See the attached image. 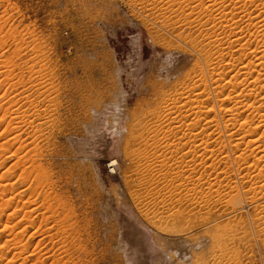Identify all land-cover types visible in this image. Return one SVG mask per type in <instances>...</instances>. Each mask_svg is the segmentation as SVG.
<instances>
[{
    "label": "rangeland",
    "instance_id": "rangeland-1",
    "mask_svg": "<svg viewBox=\"0 0 264 264\" xmlns=\"http://www.w3.org/2000/svg\"><path fill=\"white\" fill-rule=\"evenodd\" d=\"M188 1L0 0V97L16 100L41 131L44 166L31 175H48L41 183L23 164L14 171L16 190L6 200L22 209H10L18 216L8 229L9 214L0 215V264H264V200H250L264 167L252 164L258 152L239 157L246 144L235 147L211 71L221 64L217 39L227 47L232 25L244 42L264 45V6H247L249 19L191 0L189 28ZM233 53V61L252 57ZM256 93L246 104L264 106ZM194 94L198 102L182 114L196 107L201 116L164 118L165 106ZM255 116L245 112L237 124L250 120L248 128L264 135V127L253 129ZM32 132L25 131L29 143ZM12 143L0 177L24 155L6 159ZM237 198L243 210L232 205ZM63 208L75 216L57 225Z\"/></svg>",
    "mask_w": 264,
    "mask_h": 264
},
{
    "label": "bare ground",
    "instance_id": "bare-ground-1",
    "mask_svg": "<svg viewBox=\"0 0 264 264\" xmlns=\"http://www.w3.org/2000/svg\"><path fill=\"white\" fill-rule=\"evenodd\" d=\"M195 1V0H194ZM202 2H199L200 5H208L209 6V3H210V8L211 7H214V6H220L221 8H223V14H228L227 11L230 9L233 13H241V14H246V7L251 5V6H258V3H260L259 1H261L264 6V0H229L228 3H231V5H225L226 3V0H208V2H205V0H200ZM207 1V0H206ZM192 2L191 0L188 1V3L186 4V10H188V19L186 20V25L191 28V23H192V18L190 19L189 17L194 14L195 9L194 7H192ZM194 5V4H193ZM195 6V5H194ZM256 8V7H255ZM228 9V10H227ZM227 10V11H226ZM235 13V14H236ZM249 19L252 18L251 14H246ZM227 16V15H225ZM254 17V16H253ZM223 18V17H221ZM226 18V17H225ZM233 18V17H231ZM255 18V17H254ZM9 20V19H8ZM253 20V19H252ZM258 20V19H257ZM251 22V21H250ZM254 23V22H253ZM260 23V22H259ZM231 25V24H230ZM228 25V26H230ZM238 25V24H237ZM261 25V24H260ZM259 27H263V26H259L258 25V28ZM229 32L231 30V36H230V40H229V43L227 42L228 46L226 47L224 43H222V38L220 40L217 39V43H220L218 44L219 46L216 48V51H217V56H219L220 58V62L221 64L217 63L218 65H215L217 67H213L214 69L211 70L212 71V76H214L213 78L215 79L214 81V86L216 87V91H218L219 93V96H220V102H223V103H227V105L224 107V114L226 116V119H227V122H228V129L229 131H231L230 135L232 136V138H236L235 139V147L239 150L241 148V146L243 144H246V149L244 151H242V153L239 155V157L244 160V161H248V157H246V153H248L249 151L252 152V154H255V152H258L256 155H254L253 157V165L257 167H260L263 165L264 167V141H262V138H259L258 137H261L260 135L258 136V133L256 134V130H250V128H248V125L250 123V126H251V122L250 120H244L246 122H242L240 125L237 124L238 122V117H241L242 114H244L245 112H252L254 113L256 116H258V119L260 120V125L259 126H253V129L257 128L258 130L259 129H262L264 127V109L262 108V106L260 107H256L255 105H252L254 104L252 102L251 105H248L246 104L245 101H247L248 103L250 101H248V98H251V94L252 93H255V92H258V93H264V83H261L264 81V45L261 43V45H257L256 47H254L253 45H251L250 43L248 44L247 42H244L243 41V37H241V34L239 32V29L237 26L235 25H232L229 27ZM249 29V28H248ZM260 29V28H259ZM262 29V28H261ZM256 30V29H255ZM264 30V29H262ZM249 31V30H248ZM259 32V31H258ZM263 32V31H262ZM256 35V34H255ZM263 35H264V32H263ZM213 36V35H212ZM219 36V35H218ZM243 36V35H242ZM217 37V36H216ZM221 37V36H220ZM257 38V36H255ZM218 38V37H217ZM224 40V39H223ZM245 40V39H244ZM248 40V39H247ZM264 40V39H263ZM225 41V40H224ZM223 41V42H224ZM227 41V40H226ZM258 41V40H257ZM260 41H262L260 39ZM264 43V42H263ZM226 44V45H227ZM231 52H251V55L252 57L249 59H243V60H239V61H233L231 59V57H233V55L231 54ZM230 54H231V57H230ZM234 54V53H233ZM38 58V57H37ZM218 58V59H219ZM235 60V59H234ZM9 63V62H8ZM25 63V62H24ZM26 66V65H25ZM212 68V67H211ZM10 74V73H9ZM255 74V75H254ZM227 75H229V77L227 78ZM6 76H7V73H6ZM11 76V75H10ZM8 77V76H7ZM10 79V78H9ZM213 79V80H214ZM249 79H253L251 82H249L250 80ZM8 80V79H7ZM11 81V80H10ZM212 84V85H213ZM11 85V84H10ZM14 86V85H13ZM214 88V87H212ZM187 90V89H186ZM209 90V89H208ZM229 90V91H228ZM11 91V90H10ZM6 92V91H5ZM189 92V91H188ZM187 93V92H186ZM192 93V92H191ZM258 93H256L258 95ZM21 94V93H20ZM199 95V94H198ZM198 95H190L188 96L187 98L184 99V103L183 104H179L177 103V101H174V104H171V106L173 105V107L167 105L165 106L166 110L168 111L164 114L166 119H168L170 121L171 124H175V123H180L182 122V120L186 117H189V116H192V115H196V116H201L199 115V113L202 114V112L200 111L198 113V111L196 110V107L192 109L191 107V111H188L187 114L183 117V109L186 107H182L183 105H186L188 106V104L190 103H196L198 102V98L199 96ZM6 97V95H4ZM185 96V95H184ZM256 96V95H255ZM3 97V95H2ZM17 97V96H16ZM23 97V96H22ZM183 97V96H181ZM257 97V96H256ZM48 98V97H47ZM184 98V97H183ZM216 98V97H215ZM15 99V97H14ZM17 99V98H16ZM19 95H18V99L19 100ZM180 99V98H179ZM241 99L243 100V102H241ZM261 99V98H260ZM264 99V98H263ZM7 100V99H6ZM6 100L4 99H1L0 97V140H3L2 143H0V157L2 158L3 156H5V152H8V150H6L7 148L5 146H8V144H11L12 142V145L16 144V151L13 153V155L10 157H7L6 159H12V157L16 156L18 153L20 152H23L24 155L22 156L21 159H18L17 161L13 162V164L9 167L6 168L5 172L3 175H1L0 177V180H2V182L4 183L2 185L1 184V191L2 194L0 193V215L3 217L4 215H7V220H6V224L4 226L5 229H8L10 228L9 224H11L10 222H12L10 220V218L12 217H16L18 216L17 213L15 212L14 213V210L15 209H18V205L17 207L12 208L11 207V201L12 200H6V197L8 196L9 197V194H13L14 190H16L13 186V181L15 179L16 176H13L14 175V171L16 170V168H18L21 164L24 165L25 167V171L23 173L26 174V176L29 178H32L33 175L35 177V175L39 172H37L36 174H33L31 175L34 171L33 168H36L39 169V168H42V159L45 158V154H44V151L42 150V147L39 143V134H41V131L39 130H36V127H34V123L32 121H29L28 120V112L27 111H23L22 108L18 105L17 106V101L14 100H9L8 102H6ZM176 100V99H175ZM252 100V99H251ZM182 101V100H181ZM180 101V102H181ZM19 102V101H18ZM25 102V101H24ZM245 102V103H244ZM259 102V101H258ZM182 103V102H181ZM256 103V102H255ZM261 103V102H260ZM178 104V105H177ZM259 104V103H258ZM260 105V104H259ZM170 107V108H169ZM264 107V106H263ZM187 108V107H186ZM35 109V108H34ZM189 109V108H188ZM186 110V109H185ZM37 111V110H36ZM176 113L175 116H173V112ZM186 112V111H185ZM36 113V112H35ZM31 115V114H30ZM35 116V115H34ZM255 116V117H256ZM40 117V116H38ZM32 118V117H31ZM249 119V118H247ZM31 120V119H30ZM248 121V122H247ZM250 121V122H249ZM259 124V123H258ZM7 126L4 131L2 132L1 129L3 130V127L4 126ZM36 126V125H35ZM39 126V125H38ZM249 126V127H250ZM242 128V130L244 131L243 134L241 135H237L235 133V130L237 128ZM25 128V129H24ZM39 128V127H38ZM32 129V131L34 132V135L32 138L28 139V140H31V142L29 143L27 140H25L24 138V135H25V131L26 130H30ZM237 131V130H236ZM32 132V133H33ZM46 132V131H45ZM241 132V131H240ZM258 132V131H257ZM261 133H264L261 132ZM27 134V133H26ZM28 135V134H27ZM31 135V134H30ZM32 136V135H31ZM43 136V134H42ZM198 136V135H196ZM264 136V135H263ZM26 137V136H25ZM28 142V143H27ZM27 143V144H26ZM43 143V142H42ZM14 144V145H15ZM203 143H201V146H202ZM10 145V146H12ZM9 147V146H8ZM207 149V143H206V147H205V150ZM47 150V149H46ZM250 152V153H251ZM260 153H262L263 155H260ZM7 154V153H6ZM2 155V156H1ZM259 155V156H257ZM47 156V155H46ZM249 156V155H247ZM205 162V161H204ZM115 163V162H114ZM114 165V164H112ZM251 165V164H250ZM251 165V166H253ZM1 167V166H0ZM247 167V166H246ZM263 167H260V168H263ZM245 168V167H244ZM255 168V169H256ZM36 169V170H37ZM46 169V166L44 168V170ZM253 169V168H252ZM35 170V171H36ZM43 170V169H42ZM42 170H40V173H39V179L40 180L39 182H41L42 180L44 179H48V175H47V171L46 172H42ZM249 170V169H248ZM257 170V169H256ZM255 170V171H256ZM261 170V169H260ZM259 170V171H260ZM31 171V172H30ZM34 171V172H35ZM253 173V171H250ZM249 172V174H250ZM25 174H22V175H25ZM245 174V173H244ZM248 174V173H246ZM16 175V174H15ZM260 175V178H258V180H260L263 176V173L262 171L259 173ZM13 176V178H12ZM32 176V177H31ZM37 176V177H38ZM254 176H257V175H254ZM20 177V175H19ZM22 177V176H21ZM24 178H26L25 176H23ZM33 177V179H34ZM252 177V176H251ZM23 178V179H24ZM29 178V180H30ZM250 178V177H249ZM22 179V178H20ZM27 179V178H26ZM32 179V181H33ZM46 179V180H47ZM252 179V178H250ZM25 180V179H24ZM38 180H34V183ZM254 180V179H253ZM252 180V181H253ZM257 180V181H258ZM20 181V180H19ZM50 181V180H49ZM22 182H25V181H22ZM28 182V180H27ZM37 182V183H39ZM45 182V181H44ZM53 182V181H52ZM259 182H262L263 185L260 186V188L258 189L257 188V183L256 181L254 182V185L252 184L251 186V191H252V197L250 198V200L256 205L258 206L259 203H261V201L264 200V177H263V180H260ZM36 183V184H37ZM42 183V182H41ZM50 183V182H49ZM25 184V183H23ZM54 184V182H53ZM52 184V185H53ZM255 184L257 186H255ZM22 185V184H21ZM44 185V184H43ZM38 186V184H37ZM40 186V185H39ZM29 187V186H28ZM30 188H32V185L30 186ZM39 189V187H38ZM37 189V190H38ZM34 190V189H33ZM42 190V189H41ZM54 190V189H53ZM26 191V190H25ZM23 191V193L25 192ZM29 191V190H28ZM31 191V190H30ZM50 191V189H49ZM22 192V191H21ZM41 192V191H40ZM64 192V191H63ZM32 193V191H31ZM36 194V192H34ZM45 193V192H44ZM27 194V193H26ZM39 194V193H38ZM37 194V196H38ZM19 195V194H18ZM42 195V194H41ZM48 195V194H47ZM3 196V197H2ZM15 196V195H14ZM22 196V195H21ZM31 196V194L29 195V197ZM34 196V194H33ZM31 196V198L33 197ZM7 197V199H8ZM28 197V198H29ZM12 198V197H10ZM19 198H20V195H19ZM30 198V199H31ZM45 198V197H44ZM51 198V197H50ZM54 198V197H53ZM13 199V198H12ZM18 200V199H17ZM49 200V199H48ZM62 200V199H61ZM34 201V200H33ZM56 201V200H55ZM35 202V201H34ZM54 202V201H53ZM58 202V200H57ZM63 202V200H62ZM60 201V203H62ZM244 201L241 200V199H235V201L232 202V205L236 204L238 207H240V210H243L245 208V204L243 203ZM264 202V201H263ZM262 202V203H263ZM32 204V203H31ZM39 204V203H38ZM43 204V203H42ZM47 204V203H46ZM50 204V203H49ZM64 204V202H63ZM24 205V204H23ZM67 205V204H66ZM69 205V204H68ZM205 205H207V202H205ZM45 206V205H43ZM54 206V205H53ZM62 206V205H61ZM49 207V209L51 208L50 206H47ZM58 207H59V204H58ZM70 207V206H69ZM231 207V206H230ZM23 208H27L25 207V205L23 206ZM60 208V207H59ZM58 208V209H59ZM261 208V207H260ZM12 209L13 210V213L10 212ZM19 209H22V208H19ZM18 209V211H19ZM57 209V208H56ZM64 209V208H63ZM65 209H68L67 207ZM64 209V210H65ZM24 210V209H23ZM35 210V209H34ZM46 210V208H45ZM52 210V209H51ZM64 213H62V215L60 213L57 212V210H53L52 212L56 211L57 216H55V218H59L60 221H57L58 223H56L57 225L58 224H64L66 223L67 221L70 222V220L73 219V215H72V212L70 211H64ZM7 211H9L8 213H6ZM22 212V210H21ZM31 212V211H30ZM27 212V215L29 213V215H31V213L33 212ZM45 212V211H44ZM49 212V210H48ZM60 212V211H59ZM238 212V211H237ZM236 211L234 213H237ZM20 212H18L19 214ZM33 213H36V212H33ZM55 213V214H56ZM26 216L27 218L29 217ZM44 214H42V217H43ZM54 215V214H53ZM215 215V213H214ZM12 216V217H11ZM32 216V215H31ZM38 216V215H37ZM75 216V215H74ZM54 217V216H53ZM217 217V216H216ZM1 218V217H0ZM18 218V217H17ZM25 218V217H24ZM47 221L51 220L49 219V217H45ZM215 218V217H214ZM2 219V218H1ZM0 219V220H1ZM26 219V218H25ZM24 219V220H25ZM29 219L31 220H34V218H30ZM30 220V221H31ZM36 220V218H35ZM53 220V219H52ZM55 220V219H54ZM75 220V219H74ZM22 221V220H21ZM44 220L42 219L41 222H43ZM78 221V220H77ZM34 221L31 222V224L33 223ZM37 222V221H36ZM45 222V221H44ZM229 222V220H228ZM21 223V222H20ZM15 224V223H14ZM17 224V223H16ZM68 224V223H67ZM78 222L77 223H71L68 225V231H71V230H75V229H78L77 226ZM27 225V224H26ZM54 225V223H53ZM14 226V225H13ZM25 226V225H24ZM33 226H34V223H33ZM41 226V225H40ZM66 226V225H65ZM12 227V226H11ZM52 227V226H51ZM62 228V227H61ZM65 228V227H64ZM23 229V228H22ZM25 229V228H24ZM40 229V228H39ZM42 229V228H41ZM63 229V228H62ZM67 229V228H65ZM80 229V228H79ZM15 230V229H13ZM4 231V230H3ZM24 232H26V230H23ZM22 231V232H23ZM37 231V230H36ZM77 231V230H76ZM74 231V232H76ZM23 232V233H24ZM73 232V231H72ZM73 232V233H74ZM20 233H21V230H20ZM42 233V232H41ZM55 233V232H54ZM77 233V232H76ZM35 234V232L33 233ZM38 234V233H36ZM67 234V233H66ZM80 234V233H79ZM23 235V234H22ZM29 235V234H28ZM41 235V234H40ZM61 236V235H60ZM59 236V237H60ZM14 237V236H13ZM16 237V235H15ZM57 237V236H56ZM77 236H75L76 238ZM82 237V236H81ZM74 238V239H75ZM57 239V238H56ZM14 241V239H9V241ZM40 240V239H39ZM65 240V239H64ZM73 240V239H72ZM80 240V239H79ZM10 241V242H11ZM71 241V240H70ZM69 241V242H70ZM7 242V240L5 241ZM4 242V244H5ZM9 242V243H10ZM79 242V241H78ZM12 243V242H11ZM10 243V244H11ZM5 245H8V244H5ZM12 245V244H11ZM66 245V242H64L63 246ZM58 246V245H57ZM1 247V246H0ZM3 247V246H2ZM22 247V245H21ZM27 247V246H26ZM43 247V246H42ZM72 247V246H71ZM81 247V246H80ZM5 248V247H3ZM23 248V247H22ZM65 248V247H64ZM67 249V248H66ZM3 251V250H2ZM36 251V250H35ZM17 253V252H16ZM5 255V254H4ZM20 255V254H19ZM61 255V254H60ZM2 256V255H1ZM27 260V259H26ZM59 262H62V261H59ZM67 262V261H66ZM69 262V261H68ZM67 262V263H68ZM63 264L65 262H62ZM80 263V262H79ZM57 264V262H56ZM60 264V263H59ZM70 264V263H69Z\"/></svg>",
    "mask_w": 264,
    "mask_h": 264
}]
</instances>
